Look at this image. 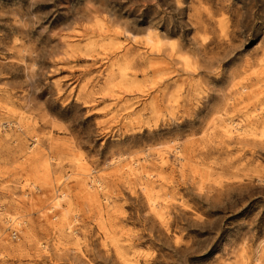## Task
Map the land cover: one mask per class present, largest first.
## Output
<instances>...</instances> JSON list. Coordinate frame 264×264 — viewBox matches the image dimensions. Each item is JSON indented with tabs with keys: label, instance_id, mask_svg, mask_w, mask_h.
Returning a JSON list of instances; mask_svg holds the SVG:
<instances>
[{
	"label": "rangeland",
	"instance_id": "rangeland-1",
	"mask_svg": "<svg viewBox=\"0 0 264 264\" xmlns=\"http://www.w3.org/2000/svg\"><path fill=\"white\" fill-rule=\"evenodd\" d=\"M176 1L0 0V264H259L264 0Z\"/></svg>",
	"mask_w": 264,
	"mask_h": 264
},
{
	"label": "bare ground",
	"instance_id": "bare-ground-1",
	"mask_svg": "<svg viewBox=\"0 0 264 264\" xmlns=\"http://www.w3.org/2000/svg\"><path fill=\"white\" fill-rule=\"evenodd\" d=\"M176 5L180 7L181 1L177 0ZM163 40L164 39H160L156 35L151 34V33H149L147 36V41L150 45V48H151L150 50L152 52H156V53L160 52L161 42ZM176 55H178V53L173 48L172 58H174ZM22 58H25V56H22ZM187 66H188V64H187ZM121 71H122L121 74L126 75L125 73H123L124 72L123 69ZM54 83H55L56 87L58 88V90L60 91L61 90L60 83L58 81H54ZM230 126H233V129L237 130V132L240 135L239 138L241 139V141H245L246 143H249V142L253 141V139L260 138V139H262L261 140L262 143H264V127H260L259 131H258V128L255 126H252L250 128V130L245 129L240 123H238V124L232 123ZM230 131L232 132V130H230ZM174 151L176 152V154H179L180 153L179 147L174 148ZM171 153H172V150H171ZM178 158H181V156L179 155ZM83 169H84V171L82 172V174L86 175L89 169L87 167H83ZM128 169H129V175L130 176H140L141 175V168L137 169L131 165L130 167H128ZM61 179H62V177L58 178V181H60ZM259 181L264 183V180H262V179H259ZM24 182H25V180H23V183ZM89 183H90V181H89ZM98 183H102V182L99 180ZM142 189L147 193L148 188L146 186H144ZM82 192L85 194L86 199H90V200L96 199L97 200V198H98V195H94L93 192H89V190H87L84 187H82ZM151 208H152V211H154L156 213L157 208H158V204H156L154 201H152ZM65 214L66 213L63 214V217H65V219H67L68 215H65ZM10 221H13L14 223H16V222L18 223V218H16L15 216H11ZM18 225H19V223H18ZM256 252H257V258H256L257 262L259 264H263L264 263V243H260L258 245Z\"/></svg>",
	"mask_w": 264,
	"mask_h": 264
},
{
	"label": "built area",
	"instance_id": "built-area-1",
	"mask_svg": "<svg viewBox=\"0 0 264 264\" xmlns=\"http://www.w3.org/2000/svg\"><path fill=\"white\" fill-rule=\"evenodd\" d=\"M13 238L14 239H17L18 238V236H19V232H18V230H15L14 232H13Z\"/></svg>",
	"mask_w": 264,
	"mask_h": 264
}]
</instances>
